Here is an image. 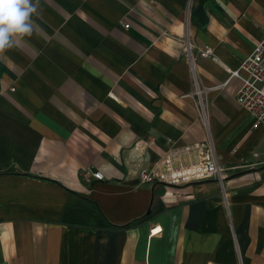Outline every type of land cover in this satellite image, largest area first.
I'll use <instances>...</instances> for the list:
<instances>
[{"label":"crops","instance_id":"crops-1","mask_svg":"<svg viewBox=\"0 0 264 264\" xmlns=\"http://www.w3.org/2000/svg\"><path fill=\"white\" fill-rule=\"evenodd\" d=\"M252 1L40 0L0 55V264H264V128L230 78L264 32L227 23ZM206 143L221 183L139 179Z\"/></svg>","mask_w":264,"mask_h":264},{"label":"built area","instance_id":"built-area-1","mask_svg":"<svg viewBox=\"0 0 264 264\" xmlns=\"http://www.w3.org/2000/svg\"><path fill=\"white\" fill-rule=\"evenodd\" d=\"M185 52L190 64H192L194 47L186 43ZM197 53L201 58L217 60L212 49L209 47L197 49ZM240 71L244 73V76L239 75ZM191 72L193 73L192 66ZM233 77L238 78L241 82L240 88L236 93L237 105L253 119L252 127L254 129L264 128V39L242 61L238 70L230 73V78ZM194 85L195 91H193V96L197 97L196 104L204 120V124H206L207 110H205V105L202 101L204 92L200 90L196 82ZM199 148L202 152L199 159L188 162L187 164H179L178 166H172V162L166 159L152 169L141 168L139 170V179L143 183H156L174 188H181L210 179H216L221 183L223 180L222 171L216 161L212 145L206 143ZM195 150L198 153V150ZM257 156V154H254V157ZM93 177L96 180L103 179V175L100 172L94 173ZM152 232L154 233L156 231L153 230Z\"/></svg>","mask_w":264,"mask_h":264},{"label":"clouds","instance_id":"clouds-1","mask_svg":"<svg viewBox=\"0 0 264 264\" xmlns=\"http://www.w3.org/2000/svg\"><path fill=\"white\" fill-rule=\"evenodd\" d=\"M41 15L40 0H0V55L37 32Z\"/></svg>","mask_w":264,"mask_h":264},{"label":"rangeland","instance_id":"rangeland-1","mask_svg":"<svg viewBox=\"0 0 264 264\" xmlns=\"http://www.w3.org/2000/svg\"><path fill=\"white\" fill-rule=\"evenodd\" d=\"M227 23H228V25L230 24L232 26L233 35L242 37L246 41L250 40L251 35L252 36L260 35L262 32H264V31H262V30H264V0H253L250 3L247 11H245L243 13V16L240 19H237V18H235V20L230 19L227 21ZM232 24H234V25H232ZM234 27H236V28H234ZM186 38H188V37H186ZM186 43H189L187 39L185 40V49H186ZM185 54H186V52H185ZM213 68L215 71L220 72V70L218 69V67L215 64H214ZM193 75L194 74L192 73L194 91H195V85H194L195 82L197 83L200 90H203L202 87L200 86V82ZM202 101L205 105V110H207V102H206L205 94L202 95Z\"/></svg>","mask_w":264,"mask_h":264},{"label":"bare ground","instance_id":"bare-ground-1","mask_svg":"<svg viewBox=\"0 0 264 264\" xmlns=\"http://www.w3.org/2000/svg\"><path fill=\"white\" fill-rule=\"evenodd\" d=\"M206 121H207V119H206Z\"/></svg>","mask_w":264,"mask_h":264}]
</instances>
